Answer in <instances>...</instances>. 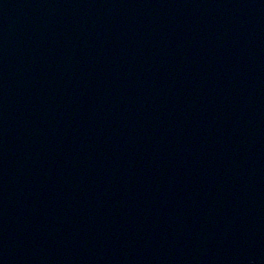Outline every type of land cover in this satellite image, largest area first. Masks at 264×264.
I'll return each instance as SVG.
<instances>
[{"label": "water", "instance_id": "95a60500", "mask_svg": "<svg viewBox=\"0 0 264 264\" xmlns=\"http://www.w3.org/2000/svg\"><path fill=\"white\" fill-rule=\"evenodd\" d=\"M0 264H264V0H0Z\"/></svg>", "mask_w": 264, "mask_h": 264}]
</instances>
